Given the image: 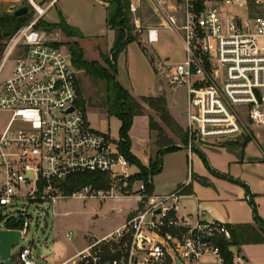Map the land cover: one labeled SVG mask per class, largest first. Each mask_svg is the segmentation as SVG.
<instances>
[{"label": "built area", "instance_id": "obj_1", "mask_svg": "<svg viewBox=\"0 0 264 264\" xmlns=\"http://www.w3.org/2000/svg\"><path fill=\"white\" fill-rule=\"evenodd\" d=\"M28 1L34 16L0 40V114L8 116L0 124V233L24 239L34 222L57 215L60 200L135 195L140 206L120 229L57 264H227L218 242L231 240L228 225L180 215L188 183L166 195L148 194L142 181L128 189L131 162L120 138L90 126L70 52L36 27L56 0ZM149 1L160 22L143 31L136 21L146 46L159 42L162 29L183 45L181 62L156 70L171 87L186 89L188 148L249 134L245 119L264 127V0ZM140 2L131 0L132 14ZM84 174L109 186L71 192L67 182ZM33 248H22L16 261L11 250V259L42 264ZM233 262L243 263L242 256L233 253Z\"/></svg>", "mask_w": 264, "mask_h": 264}, {"label": "rangeland", "instance_id": "obj_2", "mask_svg": "<svg viewBox=\"0 0 264 264\" xmlns=\"http://www.w3.org/2000/svg\"><path fill=\"white\" fill-rule=\"evenodd\" d=\"M34 1L38 5H43L48 0ZM163 1L170 2L172 5L180 3L178 0ZM56 3L57 5L55 4L48 11L43 21L57 23L62 15L65 20L68 21L69 19L72 27H78L83 37L70 40L58 30L47 32L40 29L46 32L52 41L62 44L67 50V43L78 42L88 61L102 63L103 55H109L115 40L114 31L107 27V9L98 0H56ZM12 4L18 7H28L31 17L35 14V9L28 0H0V13L6 11L8 5ZM132 20L135 26L136 21H139L143 31H147L160 22L149 0H141L139 10L133 14ZM136 34L138 42H134L128 51L120 53L117 57V81L137 97L157 93H162L164 96L165 94L170 103L174 104L176 116L179 115L178 112L186 115V89L171 87L167 84L166 77L157 74L156 70L159 64L166 63L170 66L184 59L180 38L172 32L162 29L159 42L153 46H146L144 36L135 30L134 35ZM77 79L81 96L85 101L90 126L96 131L109 133L112 137L120 138V120L116 117H110L105 106L106 83L102 80L91 79L83 71H79ZM161 87L165 90H161ZM147 113L153 116L155 121L164 128L165 135H162L164 138L174 141L178 146L181 145L180 140L163 125L153 111L147 110ZM7 118V114H0V124L5 123ZM180 121L183 122L184 118H181ZM244 122L249 131L248 137L239 139V141L243 139L244 144H233L230 148H235L239 154L244 151V159L248 162L262 160L264 163V127L256 126L248 119H245ZM132 136V151L144 160L146 150L143 141L148 137L147 117L140 116L134 119ZM158 138V132H154L152 137L153 152L159 150L158 143L162 140ZM196 144L199 146L198 143L193 142L192 147ZM209 148L208 145H203L194 151L185 148L167 153L162 160V171L153 177L154 191L156 193L175 191L188 178L189 172L192 173L193 171L195 176L206 172L216 179L217 190L212 185L203 186L199 184L196 178L193 183V190L199 199L207 200V205L212 209L213 215L222 222H225L227 217L234 220L241 218L246 219L244 221H254L252 207L249 201L245 200L248 192L247 185L237 180L231 172L229 173V167L222 155ZM215 162L221 166H217ZM136 168L138 167L133 164L129 167L128 173L133 174ZM218 190L222 192L220 199L217 195ZM225 195H232L235 198L234 202H226ZM192 199L195 201L194 198ZM185 201L187 205H184L188 209H193L192 200L187 199ZM253 201L257 206L259 217L264 221V194L254 197ZM136 207H138V201L135 198L104 201L92 198L84 201L80 198L60 200L57 204L56 216L43 218L38 224L34 222L24 239L13 246L12 259L16 261L19 251L32 244L34 254L39 257L38 262L42 264L62 262L87 247L93 240L100 239L112 232L123 223L130 208ZM107 213H111V216H107ZM69 233H73L70 240L67 238ZM232 250L235 253L234 248ZM243 250L245 252L246 249L243 248ZM246 256L250 261L249 264H264V246L248 247ZM0 262V264L3 263L2 260Z\"/></svg>", "mask_w": 264, "mask_h": 264}, {"label": "trees", "instance_id": "obj_3", "mask_svg": "<svg viewBox=\"0 0 264 264\" xmlns=\"http://www.w3.org/2000/svg\"><path fill=\"white\" fill-rule=\"evenodd\" d=\"M101 1L107 4V27L115 33L114 45L109 55H103L102 63L98 61L90 62L86 59L84 50L78 42L73 41L66 45L71 54L72 64L77 71H83L91 79L96 81L102 80L106 83L107 97L105 106L107 113L110 117H116L121 122L119 149L131 164L136 165L140 170L139 174L133 175L128 179V189L131 191L136 182L142 181L146 185L148 194H152L154 191L153 177L162 171L163 157L167 153L181 149V147L176 145L174 141L162 136L165 135L164 128L150 115V130L153 133L158 132V139L162 141L158 143L159 150L156 155L150 159L149 166H144L141 161L131 153L129 132L133 126L134 118L144 114L145 105L153 111L159 117L163 125L180 140L182 146L188 147V133L171 115L167 99L164 96L136 98L117 81L116 60L118 55L124 52L130 44L138 42L137 34L134 35L136 28L132 20L133 14L130 9L131 0ZM30 19V12L23 16H16L14 13H0V40L13 36L26 25ZM43 20L44 19H41L37 24L36 27L38 29L41 28L47 32L58 30L70 40L83 37L81 31L69 25L62 15L60 16V21L57 23H46ZM58 47H63V45L58 44ZM143 51H145L144 48ZM80 103L83 107L86 106L82 96ZM192 150L194 151L195 148L192 147ZM149 177L152 178L151 183L148 181ZM101 178L100 175L96 174H84L70 179L66 186L71 192L87 184H93L97 188L108 187L109 183L106 181V178L104 177L105 180ZM249 203L253 210L256 226L252 224L228 225L231 231V240L227 241L222 239L218 242L227 264H234L232 248L248 244L264 243V221L259 217L257 206L254 201L250 199Z\"/></svg>", "mask_w": 264, "mask_h": 264}, {"label": "crops", "instance_id": "obj_4", "mask_svg": "<svg viewBox=\"0 0 264 264\" xmlns=\"http://www.w3.org/2000/svg\"><path fill=\"white\" fill-rule=\"evenodd\" d=\"M98 1L105 8L107 7L106 3L102 2L101 0H98ZM56 5H57V3H56ZM106 19H107V15H106ZM66 21H67V19H66ZM68 21H69V19H68ZM68 21H67V23L69 25H71L72 23L70 21L69 22ZM131 45H133V43L130 44L125 51H128L129 48L131 47ZM162 87H164V86L162 85ZM162 87H161V90H165ZM129 92L134 97L141 98V97H137L136 95H134L131 91H129ZM159 96H163L162 93H157L154 95L153 94L152 95H146V96H142V97H159ZM164 96L167 99L168 108H169L171 115L177 121V123L185 130L186 125H187V115H182L181 113L178 112L179 115L176 116V114L174 112V107H173L174 104L172 105L170 103L167 95L164 94ZM144 107H145V111H144V114L142 116H145L148 119V137L146 139H144V141H143V144H144L145 150H146L145 159L144 160L140 159L135 153H133L132 148H131V152L134 156H136L141 161V163L144 166L147 167V166H149L150 159L152 157H154L157 152H153V147H152L153 132H151L150 127H149L150 115L147 113V110H150V109L145 105H144ZM138 117H140V116H138ZM179 118L180 119L184 118V121L181 122ZM120 127H121V122H120ZM132 133H133V126L129 132V136H130L132 146H133ZM242 137H248V135L244 134L241 136H235V137L223 138V139H209V140H206L205 142H197L199 144V146L196 144L194 146V148H195V150H197L198 148H201V146L203 147V145H208L210 147L209 149L216 150L215 152H217L219 155H222L225 158L224 161L227 162V166L229 167V173L231 172L235 176V178H237V180H240V181L244 182L245 185H247L246 187H247L248 192L245 196V200L248 201L247 200L248 196H250V199L253 200L254 197L264 194V163L262 162V160H260L259 162L258 161L248 162L247 160L244 159V151H241V154H239V152L235 151V148H233V149L230 148L231 146H233V144H237V143L238 144H244L243 139H241V141H239V139ZM234 140H236V141H234ZM179 146L181 147V149H185V148L188 149V147L182 146L180 144H179ZM191 149L189 148L188 150H191ZM210 162H211V160H210ZM211 164H213V163L211 162ZM215 164L217 166H221L218 162H215ZM130 166H132V165H130ZM139 173H140L139 168H136V171L133 174H130V173L129 174L131 176H133V175H136ZM195 178L199 184H201L203 186H207V185L211 186L212 185L216 189V183H217L216 179L214 177H211L210 175H208V173L203 172V173H201V175L196 174V176H195L193 171H192V173L189 172L188 178L183 182L184 184L181 183V185L179 187H177V189H176V190H178V189L182 188L185 184L188 183L187 188L183 192L184 196L181 198V206H180V215L181 216H183L185 218H189L192 221H196V220L211 221V220H214V221L224 223L226 225L252 224V225L256 226L254 221H244L246 219H241V218H239V219L237 218L234 220V219H230V217H227L225 222L220 221L218 219V217L213 215L212 209L207 205V200L199 199L197 194L194 192L193 183L195 181ZM137 184H139V182H136L134 184L133 190L138 189V187H135ZM175 191H173V190H172V192L171 191H163L162 193H156L155 191H153V193H155L157 195H166V194L173 193ZM217 193H218L217 195L220 199V196H222V192L220 190H218ZM188 195H190V196L187 197ZM130 198H135L138 201V207L130 208V211L125 215V220L123 221V223L121 225H119L118 227H116L109 234H112L116 230L120 229L125 224L126 220L129 217H131L133 215V213L139 208L140 202H139V199L135 195L131 196V197L121 196L115 200H126V199H130ZM192 198H194L195 201H193ZM187 199L192 200L193 206H194L193 209H188L186 207L187 203L185 200H187ZM225 199H226V202H231V203H233L235 200V198L232 195H225ZM184 204H186V205H184ZM106 215L111 216V213H107ZM109 234H107V235H109ZM259 245H260V247L264 246V244H248V245H243L241 247H234L235 254H239L243 258V263H241V264H249V262H250L246 256L248 247H250V246L254 247V246H259ZM243 248L246 249L245 250L246 253L244 252ZM78 252H80V251H78ZM77 253H75V254H77ZM74 255H72V256H74Z\"/></svg>", "mask_w": 264, "mask_h": 264}, {"label": "water", "instance_id": "obj_5", "mask_svg": "<svg viewBox=\"0 0 264 264\" xmlns=\"http://www.w3.org/2000/svg\"><path fill=\"white\" fill-rule=\"evenodd\" d=\"M6 13H14L16 16H23L29 13L28 7H18L17 5H8ZM124 180V176H119ZM21 237L20 232L2 231L0 233V258L3 264H15L11 259V250L13 246L19 241Z\"/></svg>", "mask_w": 264, "mask_h": 264}]
</instances>
